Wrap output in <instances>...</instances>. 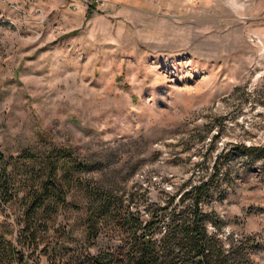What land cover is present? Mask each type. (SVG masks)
<instances>
[{
  "label": "rangeland",
  "instance_id": "rangeland-1",
  "mask_svg": "<svg viewBox=\"0 0 264 264\" xmlns=\"http://www.w3.org/2000/svg\"><path fill=\"white\" fill-rule=\"evenodd\" d=\"M93 2L0 0V171L24 182L54 150L110 156L125 189L157 201L216 167L219 236L264 264V0ZM17 184L0 192V233L11 264H38L51 227L36 245L23 234Z\"/></svg>",
  "mask_w": 264,
  "mask_h": 264
},
{
  "label": "trees",
  "instance_id": "trees-1",
  "mask_svg": "<svg viewBox=\"0 0 264 264\" xmlns=\"http://www.w3.org/2000/svg\"><path fill=\"white\" fill-rule=\"evenodd\" d=\"M68 154L52 151L43 157L39 173H31L33 168L24 173V182L7 179L6 168L0 171V192L6 199L16 198L21 189L17 183L30 187L21 206L23 234L31 244L51 227V254L42 255L38 264H254L258 245L246 238H220L223 223L209 211L219 190L216 167L199 185L188 181L149 201L148 189H125L110 156L100 162L88 156L76 163ZM9 234L7 229L0 233V263L5 258L11 264ZM17 264L36 263L20 258Z\"/></svg>",
  "mask_w": 264,
  "mask_h": 264
},
{
  "label": "built area",
  "instance_id": "built-area-1",
  "mask_svg": "<svg viewBox=\"0 0 264 264\" xmlns=\"http://www.w3.org/2000/svg\"><path fill=\"white\" fill-rule=\"evenodd\" d=\"M93 4H98V3H97V0H94Z\"/></svg>",
  "mask_w": 264,
  "mask_h": 264
}]
</instances>
